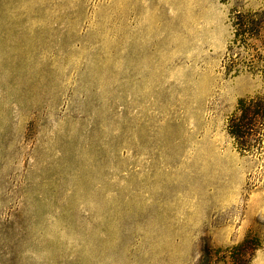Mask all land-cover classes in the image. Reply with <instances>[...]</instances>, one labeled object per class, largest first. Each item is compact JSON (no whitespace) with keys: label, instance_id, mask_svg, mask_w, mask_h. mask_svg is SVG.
Listing matches in <instances>:
<instances>
[{"label":"rangeland","instance_id":"1","mask_svg":"<svg viewBox=\"0 0 264 264\" xmlns=\"http://www.w3.org/2000/svg\"><path fill=\"white\" fill-rule=\"evenodd\" d=\"M261 12L0 0V264H264Z\"/></svg>","mask_w":264,"mask_h":264},{"label":"trees","instance_id":"2","mask_svg":"<svg viewBox=\"0 0 264 264\" xmlns=\"http://www.w3.org/2000/svg\"><path fill=\"white\" fill-rule=\"evenodd\" d=\"M259 18H264V12H261L257 15ZM236 30V41H238L242 37L253 38V31H241L240 24L237 25ZM254 30V27L252 26ZM264 121V99H254L251 101H247L243 99L237 105L236 112L232 119L230 120L228 126V134L229 137L233 140L236 149L239 152L242 150H248L254 147L252 132L254 126L257 123Z\"/></svg>","mask_w":264,"mask_h":264}]
</instances>
